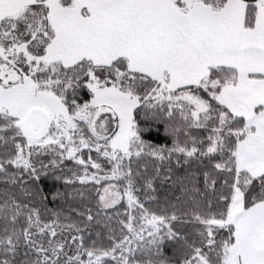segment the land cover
<instances>
[{"label": "snow or ice", "instance_id": "snow-or-ice-1", "mask_svg": "<svg viewBox=\"0 0 264 264\" xmlns=\"http://www.w3.org/2000/svg\"><path fill=\"white\" fill-rule=\"evenodd\" d=\"M0 264H264V0H0Z\"/></svg>", "mask_w": 264, "mask_h": 264}]
</instances>
